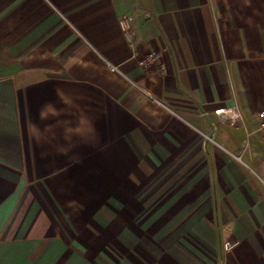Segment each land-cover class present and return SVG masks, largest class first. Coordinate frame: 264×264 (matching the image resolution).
<instances>
[{
	"label": "crops",
	"instance_id": "1",
	"mask_svg": "<svg viewBox=\"0 0 264 264\" xmlns=\"http://www.w3.org/2000/svg\"><path fill=\"white\" fill-rule=\"evenodd\" d=\"M262 109L264 0H0V264H264Z\"/></svg>",
	"mask_w": 264,
	"mask_h": 264
},
{
	"label": "built area",
	"instance_id": "2",
	"mask_svg": "<svg viewBox=\"0 0 264 264\" xmlns=\"http://www.w3.org/2000/svg\"><path fill=\"white\" fill-rule=\"evenodd\" d=\"M134 22H135V18L133 15L123 14L119 18L120 28L126 35L129 36L128 38L131 44L134 43L133 37H130V32L132 30V25ZM159 58H160V52L158 51L149 52L142 59L138 60V64L142 67H146L151 63H153L154 61L158 60ZM213 112L214 115L220 121L228 122L231 125H234L238 120L241 119L238 109L236 108V106L233 105L217 108ZM258 117L260 119L259 127H258L259 136L261 141L264 142V109H262L259 112ZM257 178L261 183V185L264 187V164H262L260 173L257 174ZM224 247L227 248L228 243H226Z\"/></svg>",
	"mask_w": 264,
	"mask_h": 264
},
{
	"label": "rangeland",
	"instance_id": "3",
	"mask_svg": "<svg viewBox=\"0 0 264 264\" xmlns=\"http://www.w3.org/2000/svg\"><path fill=\"white\" fill-rule=\"evenodd\" d=\"M257 146H258V148H262V149L264 148V144H257ZM259 156L264 158V153H261V155H259ZM238 163H240V162H238ZM240 164L245 169L246 173L248 174L247 180H248L249 185L252 184V183H256L257 184V182H256L257 180H256V177H255V174L252 172V170H250V168L244 166L243 163H240ZM252 189L254 190V188H252ZM258 189H260V190H258L259 193L255 194V192H254L253 198H254V196L255 197L258 196L259 204L260 205H264V189L260 188L259 184H258Z\"/></svg>",
	"mask_w": 264,
	"mask_h": 264
}]
</instances>
